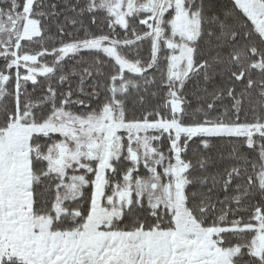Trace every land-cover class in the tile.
<instances>
[{
	"label": "snow or ice",
	"instance_id": "6c2138e0",
	"mask_svg": "<svg viewBox=\"0 0 264 264\" xmlns=\"http://www.w3.org/2000/svg\"><path fill=\"white\" fill-rule=\"evenodd\" d=\"M0 264H264V0H0Z\"/></svg>",
	"mask_w": 264,
	"mask_h": 264
}]
</instances>
